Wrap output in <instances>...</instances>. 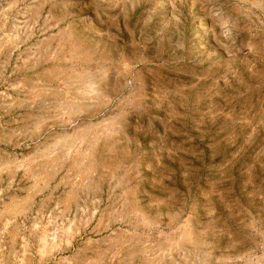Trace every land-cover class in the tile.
Segmentation results:
<instances>
[{
  "label": "rangeland",
  "instance_id": "obj_1",
  "mask_svg": "<svg viewBox=\"0 0 264 264\" xmlns=\"http://www.w3.org/2000/svg\"><path fill=\"white\" fill-rule=\"evenodd\" d=\"M0 264H264V0H0Z\"/></svg>",
  "mask_w": 264,
  "mask_h": 264
}]
</instances>
